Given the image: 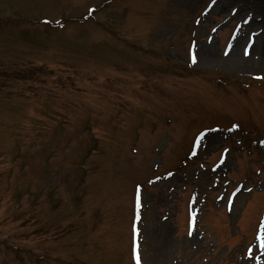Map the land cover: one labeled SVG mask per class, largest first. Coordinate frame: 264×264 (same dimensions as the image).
<instances>
[{"label":"rangeland","instance_id":"1","mask_svg":"<svg viewBox=\"0 0 264 264\" xmlns=\"http://www.w3.org/2000/svg\"><path fill=\"white\" fill-rule=\"evenodd\" d=\"M0 264H264V0H0Z\"/></svg>","mask_w":264,"mask_h":264}]
</instances>
